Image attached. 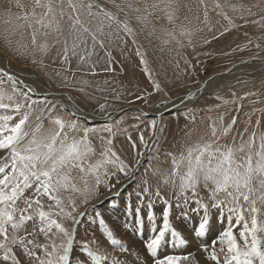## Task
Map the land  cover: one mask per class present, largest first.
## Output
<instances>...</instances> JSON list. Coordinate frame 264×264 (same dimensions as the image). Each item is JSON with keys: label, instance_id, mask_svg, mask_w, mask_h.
Here are the masks:
<instances>
[{"label": "snow or ice", "instance_id": "6c2138e0", "mask_svg": "<svg viewBox=\"0 0 264 264\" xmlns=\"http://www.w3.org/2000/svg\"><path fill=\"white\" fill-rule=\"evenodd\" d=\"M108 4L111 7L107 6ZM215 7L221 8L222 5L216 3ZM228 7L233 11L245 9L243 4L229 3ZM179 10V0H159L158 3L151 4H148L147 0H107V3H101V0H34L31 10L25 11L23 16L24 20L31 18L27 25L31 29V45H24L19 40L14 42L9 38L10 34L3 35L2 40L5 48L13 54L31 57L32 63L41 67H46L43 57L48 55L52 47L60 44L61 49L57 54L63 64L70 65V54L78 56L77 67L88 69L82 75L94 77L99 74V62H92V57L98 55L96 49L104 50L106 57L100 70L113 73L112 64L116 61L109 49L115 46L123 53L128 44L125 37H128L151 82L153 92H162L163 83L151 69L147 50L132 25L131 14H135L134 18L141 26L140 30L144 31L151 23L150 18L154 12L163 11L168 21L173 22L178 18L176 14ZM247 11L250 15H255L251 12V7H248ZM220 14L229 24H233L226 12ZM203 16V22L207 24L206 5ZM185 19L187 20V17ZM65 20L68 22L67 33L62 23ZM251 23L256 24L258 21L253 20ZM196 31L201 29L181 26L179 35L187 37V46L195 47L191 37ZM224 31L228 29L225 28ZM53 34L55 39L50 45L48 37ZM223 34L220 33L221 36ZM153 35L154 27L148 31V36ZM166 35L175 38V33L166 32ZM38 37L42 38L43 42L38 43ZM213 39L216 37L213 36ZM162 43L168 44L170 41L164 39ZM177 43L180 47L186 46L183 40H177ZM204 43L210 41L204 39ZM36 52L42 54L41 59H36ZM2 55L3 53H0V56ZM70 71L69 67L63 70V74L60 71L55 73L57 77L62 78L61 86L76 87L86 99H93L86 91L89 81L77 80L75 73H72L69 79ZM212 79L210 77L205 85ZM153 92H146L144 97L138 96L137 99L143 98L146 101ZM37 95L40 98L34 99ZM59 95L54 90L38 94L36 87L13 71L10 60L7 66H0V150L5 152V155L0 157V261L5 264H22L17 255L18 248L22 250L23 256L27 257L28 264H73V260L75 264H85V261L74 256L73 248L77 226L85 219L90 223H98L106 239L111 245L118 246L120 252H129V246L116 238L104 216L97 212L101 203L98 200L100 187L103 186L108 191L115 187L110 181L116 178V173L110 169H115L125 176L130 175L129 165L116 153L111 138L99 137V153L89 139L90 134L98 131L115 135L113 128L107 124L102 129L85 127L80 121H89L90 117L95 120L97 115L81 110L71 95L66 96L71 102L69 107L61 102ZM196 95V91H189L187 96L181 97V104L186 106V101H191ZM217 98L222 99L219 96ZM58 108L68 115H62L57 111ZM97 113L100 117L108 119L112 116L106 111L104 103L99 104ZM186 119L195 124L196 115L191 109L187 110ZM45 120L48 121L47 127ZM218 120L219 126L216 121H212L209 130L200 135L197 142L187 147L186 154L182 153L179 160L173 157L174 170L164 177V183L177 190V207L187 208L190 202L197 206L195 211L202 217L193 230L197 235L211 232L213 220L208 215L210 209L215 211L217 219L222 211L227 213L225 220L233 214L239 217L243 224V230L240 231L243 245L237 240L231 226L217 233L210 244L201 245L203 251L209 252L208 258L214 264H264V240L259 235L264 232V224L258 220L261 207H264V134L260 136L259 150L254 156L252 149L256 145V133L253 132L248 141L241 138L239 146H235L234 137L233 145L221 144L220 141L231 134L236 117L233 116L227 125L224 124L223 116ZM150 126L156 132L157 120L153 119ZM185 130L189 137L194 131L189 129L188 125H185ZM140 139L145 148L149 147L144 142L143 134ZM241 152L245 155L238 161L236 154ZM181 165L186 167L182 174L179 172ZM139 166L137 161V167ZM156 171L154 170V174ZM73 173L76 175L73 176ZM201 186L209 193L208 202L200 198L198 188ZM160 196L158 189L153 193L145 187L143 192L137 193L138 202L134 210L131 199L127 200L124 209L125 225L129 226L133 218L137 225H143L145 219L151 222L152 234L143 242L146 252L151 254L146 264H183L193 253L158 255L169 243L173 247L188 243L183 231L174 225L171 219L173 204L166 199L160 223H156L154 198L159 199ZM45 198L47 204L44 203ZM94 200L97 202L93 203ZM241 202L246 203L247 208ZM258 204L261 207H257ZM142 209L147 210L146 214ZM89 211L94 215L89 217ZM245 212L251 216L250 226L244 219ZM29 222L32 225L31 232L27 231L26 227ZM37 231L43 235V242L30 238L35 237ZM217 242L221 245L220 254L216 249ZM96 243V249L89 247L87 242L82 245V252L87 254L93 264H121L119 257H109L100 252L99 242ZM124 264H128L127 260Z\"/></svg>", "mask_w": 264, "mask_h": 264}, {"label": "rangeland", "instance_id": "374dc122", "mask_svg": "<svg viewBox=\"0 0 264 264\" xmlns=\"http://www.w3.org/2000/svg\"><path fill=\"white\" fill-rule=\"evenodd\" d=\"M154 2L158 3L159 0H147L148 4ZM179 2L180 10L176 14L178 16L177 19L169 22L163 11H156L150 18L151 23L148 24V28L144 31L140 30L141 26L134 18L135 14H131L132 25L138 31L139 40L147 50L151 69L154 70L156 76L164 86V91L153 92L151 82L140 65L139 58L135 55V47L128 37H125L128 40V44L123 53L115 46L109 49L116 61L112 64L114 68L113 73H104L100 70L105 64L106 57L104 50L96 49L98 55L92 57V62H99L97 67L99 74L94 77L82 75L88 69L77 67L78 56H71L70 54V65L63 64L60 55L57 54L61 49L60 44L52 47L48 55L43 57L46 67L33 64L31 57H20L13 54L5 48L2 36L10 34L9 38L14 42L19 40L24 45H31V29L27 27L31 18L24 20L23 16L25 11L31 10L34 0H0V50L18 66L33 67L42 75L45 81L39 80V78H32L30 82L36 87L37 91L42 90L37 93H44L43 90L49 91V89H54L58 92H69L74 100H79H76L78 105L80 102H83L86 105L85 108L94 113H97V109L101 103L106 104V111L119 109L129 104H139L149 112L160 113V115L158 113V117L155 115L146 116L145 114L131 110L106 121H80L85 127H96L97 129H102L106 124L110 125L115 135L98 131L95 134H90L89 139L92 140L97 153H99L101 151L99 137L105 136L111 138L114 150L129 165V176H125L115 169H110L116 173V178L110 181L115 187L111 189L112 192L103 186L100 187L98 200L101 203L97 208V212L104 216L118 239L128 246L132 240L125 235L117 233L122 231V229L124 231H128V229L119 226L116 222L117 217L116 219L113 217L121 214V211L125 208L126 201L129 199H131L134 210L138 202L137 193L143 192L145 187H148L149 191L153 193L158 189L161 194L159 199L154 198L157 214L156 223L158 225L166 199L173 204L171 219L174 225L182 230L189 224V227H192L191 231L196 234L193 230L197 227L199 219L202 218L195 211L197 206L190 202L187 208L177 207V190L173 189L171 185L164 183V177L174 170L173 157L179 160L182 153L186 154L187 147L197 142L200 135L209 130V125L212 121H216L217 126H219L218 118L223 116L224 124L227 125L231 122L233 116L236 117V124L233 126L231 134L223 138L220 141L221 144L233 145L234 137L235 146H239L241 138L244 141H248L251 134L255 132L256 145L252 149L254 156L255 152L259 150L260 136L264 134V19H261V17H264V0H203V4H201V0H179ZM101 3H107V0H101ZM216 3L221 4L222 7L216 8ZM229 3L236 5L243 4L245 5V9L243 11H233L232 8L228 7ZM257 4L260 6L255 7ZM18 5H23V7ZM204 5L208 9L207 24L203 22ZM107 6L111 7L110 4ZM248 7H251V12L255 13V15L248 13ZM222 12L227 13L232 19L233 24H229L228 20L224 19V16L220 14ZM185 17H187V20ZM253 20L258 21V23H251ZM245 21L248 22L246 23ZM62 23L65 33H67L68 22L65 20ZM181 26L201 29V31L194 32L191 37L195 44L194 48L187 46V37H180ZM153 27L155 28V35L150 37L148 36V31ZM225 28L228 31H224ZM166 32L175 33V38L166 35ZM221 32L224 33L222 36L220 35ZM213 36L216 39H213ZM54 39L55 34L49 36L48 43L51 45ZM164 39L169 40L170 43L163 44L162 40ZM204 39H208L210 43L205 44ZM177 40H183L186 46L180 47ZM41 42H43L42 38L38 37V43ZM256 45H259V47ZM35 56L39 60L42 54L36 52ZM252 57H257V59L253 60L251 59ZM3 58V55L0 56L2 64L4 63ZM247 58H249V64L246 67L245 65H240L235 67V71L232 72L234 74L238 73L236 75L240 74L239 76H244L231 77V81L227 80L225 83H221L223 81H213V84H207L211 88H207L206 91L196 95L191 101H186V106L184 104L177 106V108L168 107L161 111L162 105H172L173 102H179V98L185 90L194 89L203 81L206 82L213 75L222 73L224 69L236 61ZM258 59L262 61L260 63L258 61V64H256ZM69 67L71 69L68 73L69 79H71V74L75 73L77 80L86 79L89 81L86 91L93 99H86L83 94L76 90V87L65 88L61 86L62 78L57 77L55 73L60 71L63 74V70ZM238 69L239 71L237 72ZM215 77L217 75L213 78ZM105 81L108 83H105ZM146 92H153V94L148 96L146 101L143 98L137 99L138 96L144 97ZM117 96L119 97L118 99ZM218 96L222 97V99H218ZM33 98L39 99L40 96L37 95ZM61 102L63 103L62 100ZM164 102H167V104ZM64 104L67 103L64 102ZM188 109H191L196 115L195 124H191L186 119ZM57 111L64 116L68 115L63 109L58 108ZM153 119H156L158 123V130L156 132L150 126V122ZM258 120L259 124L257 125ZM46 125L48 126L47 120H45V127H47ZM185 125H188L189 129H194L190 137L185 134ZM245 129H247L246 132ZM141 134H143L144 142L149 147H144L140 139ZM133 142L135 143V147H133ZM153 145L155 147H152ZM140 153H143V155H140ZM4 155L5 152L0 157ZM244 155L245 153L242 152L237 153L236 159L239 161ZM137 161H139V167H137ZM154 170H157L155 174ZM184 171H186V167L181 165L179 172L182 174ZM75 175L76 173H73V176ZM117 179L119 183H117ZM177 183H179L178 177ZM117 191L119 192L118 194ZM198 192L200 198L208 202L209 193L202 186L198 188ZM65 195H68V193H65ZM189 196H191L190 191ZM145 200H147V196H145ZM96 202L95 200L93 201V203ZM44 203H48L46 198ZM241 203L247 208L246 203ZM181 204H183V201H181ZM257 207H261V205L258 204ZM142 211L146 213L147 210L142 209ZM92 215L94 213L89 211V217ZM133 215L135 216L134 211ZM208 215L213 220L212 230L211 232H207L210 239L203 240L207 234L202 238L195 237L194 241L198 246L201 247L205 243L210 244L212 238L217 233L229 226L233 228L237 240L243 245V238L240 236L243 224L239 217L233 214L228 220H225L227 213L222 211L217 219L215 211L211 209ZM244 219L250 226L251 216L249 213H244ZM258 220L264 224V207H261V214L258 216ZM193 221L197 222L194 229ZM147 225H137L135 221L134 225L130 224L128 227L132 228L131 235L143 243L147 239V234H152L151 227ZM26 227L27 231H32L31 222ZM76 233V242L73 245L77 252L75 257L85 261V264H93L87 257V254L82 252V245L85 242L93 249L97 248L96 242H99L100 252L109 257H118L117 251L120 250L119 247L111 245L98 223H90L88 219H85L77 226ZM259 235L264 240V232L259 233ZM33 238L41 242L44 241L43 235L38 231ZM217 243L216 249L218 254H220L219 248L221 245L219 242ZM178 246L180 247V245ZM182 246H187V248H184L183 254L193 253L189 257L192 260V264H196L197 261L199 264H203V261H206L208 264H214L208 258L209 252L203 251L202 247V251L196 254L191 250L188 243ZM164 254L166 253L160 254V251L158 252V255ZM17 255L20 257L22 264H28L27 257L23 256L22 250L19 248L17 249ZM146 262L147 260H140V264H146ZM0 264H5V262L0 261ZM121 264H124L122 259Z\"/></svg>", "mask_w": 264, "mask_h": 264}, {"label": "bare ground", "instance_id": "6f19581e", "mask_svg": "<svg viewBox=\"0 0 264 264\" xmlns=\"http://www.w3.org/2000/svg\"><path fill=\"white\" fill-rule=\"evenodd\" d=\"M221 39V38H220ZM0 53H3V51L2 50H0ZM3 56H4V63L2 64L1 62H0V66H7V64H8V61L10 60L11 61V67H12V69H13V71H15V72H18L23 78H25V80H26V82L27 83H29V84H31L30 82H31V79L32 78H39V80H42V81H45V79L42 77V75L37 71V70H35L33 67H28V66H18L14 61H12L10 58H8V57H6L5 56V54L3 53ZM5 57L7 58V59H5ZM258 61H259V63L262 61L261 59H258L257 60V63L256 64H258ZM247 64H249V62L247 61L246 62V64H244L243 62H242V64L241 65H245V67L247 66ZM249 66V65H248ZM252 67V66H251ZM235 68H231V69H229V71L228 72H225V73H218V74H216L217 75V77H215V78H213L214 76H216V75H213L212 76V80L208 83V84H213V81H223V82H221V83H225V82H227V80H230L231 81V77H234V78H237V77H242V76H244V75H242V76H239V75H236V74H238V73H232V72H234L235 70H234ZM239 71V69L237 70V72ZM242 73V72H241ZM261 74V73H260ZM219 75V76H218ZM30 76V77H29ZM246 76V75H245ZM47 81V80H46ZM207 81H209V79L207 80ZM236 81V80H235ZM47 83V82H46ZM40 84V83H39ZM43 85V84H42ZM41 85V86H42ZM45 85V84H44ZM46 87V86H45ZM47 87H48V85H47ZM49 88V87H48ZM207 88H211L210 86H208V85H205L204 83L202 84V86L201 87H198V88H194V89H192V90H185L183 93H182V96L181 97H183V95H185L186 96V94H188L189 93V91H196L197 93L199 92V93H202L203 91H206L207 90ZM49 90H51V89H49ZM52 90H54V89H52ZM39 91H42V90H38L37 92H39ZM45 91H48V90H43V92H45ZM55 92H56V90H54ZM58 92V91H57ZM38 94H40V93H38ZM67 95H70V93H68V94H61V95H59V98L63 101V103L64 102H66L67 103V105L69 104V107H71V102L70 101H68L67 100V98H66V96ZM181 97L179 98V102H175V107H173V104L172 105H170V104H167V105H162V107L160 108L161 109V111H162V109H164V108H170V107H172V108H177V106H180V105H184V104H181ZM76 99V98H75ZM77 101H79L78 99H76ZM75 100V101H76ZM76 101V102H77ZM79 106H80V109L81 110H84V111H90L89 109H86L85 107H86V105H85V103H83V102H80V104H79ZM182 108V107H181ZM159 109V108H158ZM152 111V110H151ZM160 111V112H161ZM94 113V112H93ZM159 113V112H158ZM158 117V116H157ZM89 120H92L91 119V117L89 118ZM96 120V119H95ZM47 126V125H46ZM3 153H4V151L3 150H0V156L1 155H3ZM112 192V191H111ZM116 193V192H115ZM119 192L117 191V194H118ZM124 193V192H123ZM111 195H114V194H111ZM122 196V195H121ZM120 197V196H119ZM124 198V197H123ZM121 200V199H120ZM123 201H125V200H123ZM121 202V201H120ZM124 205V204H123ZM125 209V208H124ZM135 214V213H134ZM146 214V213H145ZM125 213H124V210H122L121 211V214H119V215H116V216H114L113 218L114 219H116V217H117V220H116V222L118 223V225L119 226H122L123 228H125V229H128V231H124V229H122V231H119V232H117L118 234H120V235H125V236H127L128 238H130L131 240H132V242H131V244L129 245V252L128 253H122V252H120V250H118L117 251V255H118V257H121L120 259H122L123 261H125V260H127V262H128V264H138V261H139V264H140V260H147V258L149 257V256H151V254L150 253H147L146 252V250H145V248L143 247V243L141 242V241H139L136 237H133V235H131V233H132V228H129L128 226H126L125 225ZM133 217H134V215H133ZM122 222H123V225H122ZM160 223V222H159ZM193 229H194V227L196 226V224H197V222L196 221H193ZM130 224H132V225H134L135 224V219L133 218L131 221H130ZM147 224H149V221H147L146 219H145V223L143 224L144 226L145 225H147ZM147 226H149V227H151V223L149 224V225H147ZM191 229H192V227L190 226L189 227V224L188 225H186L183 229H182V231H183V233H184V235L188 238V244L190 245V247H191V250L192 251H194L196 254H198V253H200L201 251H202V249H201V247L200 246H198L196 243H195V241H194V239H195V237H199V238H202V237H204L206 234H207V232H205L204 234H202V235H197V233L196 234H194L192 231H191ZM148 236H149V234H147V238H148ZM140 237V236H139ZM30 238H33V237H30ZM116 238H118L117 236H116ZM207 239H210L209 238V236H208V234H207V236H205L204 237V239L203 240H207ZM217 245H218V243H217ZM217 245H216V247H217ZM109 248H111L109 245H107ZM74 248V256H76V254H77V252H76V248L75 247H73ZM113 248H115V247H113ZM184 248H187V246L185 247V246H182V245H180V247L179 246H176V247H173L172 246V244L171 243H169L168 245H166V246H164L161 250H160V254L161 253H166V254H177V255H183V250H184ZM112 249V248H111ZM191 258H189L187 261H184L183 262V264H192V260H190ZM73 264H75V260H73ZM203 264H208L206 261H203Z\"/></svg>", "mask_w": 264, "mask_h": 264}, {"label": "water", "instance_id": "95a60500", "mask_svg": "<svg viewBox=\"0 0 264 264\" xmlns=\"http://www.w3.org/2000/svg\"><path fill=\"white\" fill-rule=\"evenodd\" d=\"M263 59V58H262ZM249 60V58L247 59H243V60H240V61H236L234 64H232L231 66L227 67L226 69H224L222 72L225 73V72H228L230 68H235V67H238L243 63H246L247 61ZM205 84V81H203L199 86L195 87V88H198V87H201L202 84ZM56 93L58 94H68L69 92H57ZM200 93L198 92L197 95H199ZM122 110V111H121ZM136 111V112H139V113H144L146 116H157L158 113H153V112H149L148 110H146L145 108H143L141 105L139 104H129V105H125L119 109H114V110H111V111H107L109 113L112 114L111 116V119L114 118V117H117L121 114H123L124 112L126 111ZM90 113H93V111H88ZM97 115V119L96 120H92L94 122H101V121H106V120H109L108 118H104V117H100L98 113H95ZM160 115V113H159Z\"/></svg>", "mask_w": 264, "mask_h": 264}]
</instances>
